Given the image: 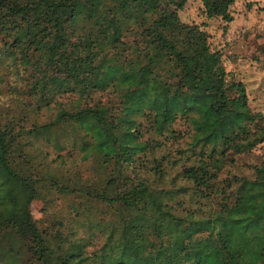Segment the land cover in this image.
Segmentation results:
<instances>
[{
  "label": "trees",
  "instance_id": "1",
  "mask_svg": "<svg viewBox=\"0 0 264 264\" xmlns=\"http://www.w3.org/2000/svg\"><path fill=\"white\" fill-rule=\"evenodd\" d=\"M237 1L196 0L198 24L180 19L190 0H0V82L21 68L29 111L52 112L0 122V264H264V155L251 178H220L264 142L226 70ZM42 190L108 219L87 204L86 239L53 237L30 212Z\"/></svg>",
  "mask_w": 264,
  "mask_h": 264
},
{
  "label": "rangeland",
  "instance_id": "2",
  "mask_svg": "<svg viewBox=\"0 0 264 264\" xmlns=\"http://www.w3.org/2000/svg\"><path fill=\"white\" fill-rule=\"evenodd\" d=\"M191 5H185L180 13V19L184 23H200L202 17L199 14L196 0H190ZM251 1L254 5L246 10L244 6L246 2ZM188 6V7H187ZM264 6V0H241L237 1L235 10L238 13L237 20L232 25H237L233 37L229 39L230 45L224 50L226 56H229L226 70L231 73L235 79L244 81L248 88V102L250 108L254 111H260L264 114V11L258 10ZM206 33L209 42L212 46L221 44L217 41V27L218 21H211L207 23ZM240 26V27H239ZM244 36V37H243ZM225 42V41H224ZM223 42V43H224ZM222 45V44H221ZM233 57V58H231ZM0 82V122L13 121L18 125L30 127L32 124H41L51 118L52 112H30L26 104L28 98L25 95L26 73L18 68L11 74L5 73ZM68 100L62 101L67 103ZM40 149L44 151L43 143L37 141ZM48 159H52L57 155L49 147L46 149ZM36 160H38V153ZM59 155V154H58ZM264 155V142L256 146L251 152L236 158L235 166H226L220 175V178L226 176L227 173H233L237 176L247 178L252 177L250 167L256 165ZM74 175L79 178V185L89 184L84 183V180L90 178V172L87 168L78 166L74 170ZM66 174L67 172H62ZM174 172H170L173 176ZM180 185L179 181L175 182ZM183 185V184H182ZM164 188H170V185L164 184ZM85 200L81 197H74V195H65L57 193L53 190H42L41 198L32 201L30 205V212L33 219L37 222L40 229L46 228L54 237L58 230L61 236L67 235L71 232V238L86 239L91 234L82 224L84 219V207L92 206L96 212L94 216L103 218L102 221H107V217L103 215V208L100 204ZM73 206L81 214L83 218L81 221L74 218L73 214H69L70 206ZM187 207V206H186ZM58 224L62 226L57 227ZM69 235V236H70ZM101 239L98 234L93 238V248L98 247Z\"/></svg>",
  "mask_w": 264,
  "mask_h": 264
}]
</instances>
